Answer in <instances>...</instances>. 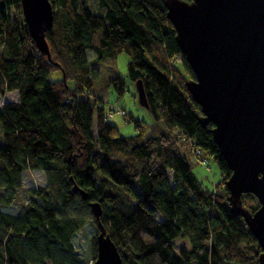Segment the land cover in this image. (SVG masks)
Segmentation results:
<instances>
[{"label":"trees","instance_id":"1","mask_svg":"<svg viewBox=\"0 0 264 264\" xmlns=\"http://www.w3.org/2000/svg\"><path fill=\"white\" fill-rule=\"evenodd\" d=\"M21 3L0 0V98L19 96L0 108V264H84L73 243L84 226L75 214L81 202L101 204L122 264H258L262 249L245 219L231 213L232 171L186 87L196 76L163 0H97L104 16L82 0H50V61L30 37ZM87 51L94 63L129 56V79L143 84L152 126L136 122L137 134L122 137L106 120ZM55 73L62 80L52 81ZM114 84L125 91L121 79ZM189 140L218 163L214 190L193 173ZM28 171L42 172L46 185L26 190L18 216L2 212L17 201ZM242 203L252 214L260 207L254 195ZM180 237L191 249L179 256Z\"/></svg>","mask_w":264,"mask_h":264},{"label":"water","instance_id":"2","mask_svg":"<svg viewBox=\"0 0 264 264\" xmlns=\"http://www.w3.org/2000/svg\"><path fill=\"white\" fill-rule=\"evenodd\" d=\"M163 2L177 45L196 76L186 87L202 108V126L213 125V140L232 171L226 185L231 213L245 219L262 249L258 264H264V0ZM21 9L38 52L50 61V0H22ZM137 89L147 108L142 82ZM79 195L88 200L84 190ZM244 195L258 200L254 214L243 207ZM88 206L100 231L94 263L122 264V251L103 227L101 204Z\"/></svg>","mask_w":264,"mask_h":264},{"label":"rangeland","instance_id":"3","mask_svg":"<svg viewBox=\"0 0 264 264\" xmlns=\"http://www.w3.org/2000/svg\"><path fill=\"white\" fill-rule=\"evenodd\" d=\"M91 12L98 13L102 16L105 15V11L101 12L97 6V0H82ZM87 60L89 61V67L91 68L93 88L92 91L101 98L104 102L105 112L109 114V111L115 112V117L110 119V123L115 125L122 137H132L137 134L135 129L136 122H139L145 127L152 126L155 123L154 115L148 108L144 106L142 100H140L139 90L137 84L129 79L128 64L130 62L129 56L125 53L119 54L116 59H107L106 61H96L94 63V53L87 51ZM121 79L124 82V92H120L114 81ZM52 81L62 80L61 73H55L51 77ZM88 95L80 96V99H87ZM19 96L16 92L6 95L4 98H0V108L5 102H17ZM127 112V118L121 115V111ZM0 143H4L0 128ZM188 159L193 165V173L196 178L208 190H214V188L220 184L222 179V173L220 171L218 163L210 158L209 169L202 167L199 162H196L193 156L190 154ZM24 189L20 191L17 201L12 206L7 208H1L2 212L18 216L23 207L28 203L27 189L37 190L38 188L46 185L45 176L39 171H28L24 176ZM76 217L84 221L83 228L79 231L76 237L73 239L77 253L80 254L84 264H95L96 258L92 253V239L97 236L98 224L91 213V210L87 208L82 202L77 205ZM175 252L180 256L183 249L190 250V242L184 237H180L175 240Z\"/></svg>","mask_w":264,"mask_h":264},{"label":"built area","instance_id":"4","mask_svg":"<svg viewBox=\"0 0 264 264\" xmlns=\"http://www.w3.org/2000/svg\"><path fill=\"white\" fill-rule=\"evenodd\" d=\"M115 112H111L109 111L108 117H107V121H110V119L115 117ZM121 115L123 117H127V112L125 111H121ZM188 149L191 151L193 158L195 159L196 162H199L202 167H205L207 169H209L210 167V161L209 159H207L205 157L204 151H202L198 146H196V144L193 141L188 142Z\"/></svg>","mask_w":264,"mask_h":264}]
</instances>
